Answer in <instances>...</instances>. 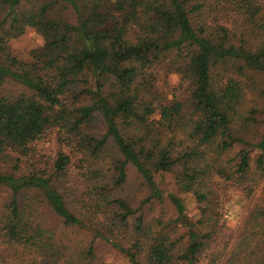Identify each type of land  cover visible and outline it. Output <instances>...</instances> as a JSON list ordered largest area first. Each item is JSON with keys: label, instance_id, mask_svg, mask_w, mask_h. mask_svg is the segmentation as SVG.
<instances>
[{"label": "trees", "instance_id": "obj_1", "mask_svg": "<svg viewBox=\"0 0 264 264\" xmlns=\"http://www.w3.org/2000/svg\"><path fill=\"white\" fill-rule=\"evenodd\" d=\"M229 191L250 199L233 229ZM97 241L264 264V0H0V264H104Z\"/></svg>", "mask_w": 264, "mask_h": 264}, {"label": "rangeland", "instance_id": "obj_2", "mask_svg": "<svg viewBox=\"0 0 264 264\" xmlns=\"http://www.w3.org/2000/svg\"><path fill=\"white\" fill-rule=\"evenodd\" d=\"M40 44L41 39L39 35L32 28L29 27H26L21 35L11 39L10 41V47L13 53H15L18 57L24 59L27 58V54L30 49L37 48ZM161 82L162 81L159 80L156 85L158 88L163 90L165 87L162 86ZM167 82L169 86H174L176 83V78L174 76H170ZM165 90L168 91L166 88ZM38 147L42 153H52L55 149L53 136H45L43 139H41ZM131 179L132 177L129 178L128 182L124 186L125 190L127 191L134 189V185L132 184ZM159 185L165 190L175 191L173 182L167 175H164L161 178ZM258 192L259 188L256 190L255 194H257ZM177 194L181 197L182 201L184 202L187 214L192 215V213H194L192 200L189 198V196L185 194H182L180 192H177ZM222 201L226 213L225 224L227 227L233 229V227L240 222L244 214L246 205L249 203L250 199H243V196L229 191L227 192V196L223 198ZM227 234L228 229L225 228L218 235L213 247H219L222 242L227 238ZM95 251L98 258L104 264H126L125 260L117 252L111 249L109 245L105 242L97 241L95 244Z\"/></svg>", "mask_w": 264, "mask_h": 264}]
</instances>
